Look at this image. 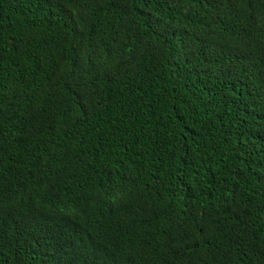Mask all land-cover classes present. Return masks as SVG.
I'll use <instances>...</instances> for the list:
<instances>
[{
	"label": "trees",
	"instance_id": "obj_1",
	"mask_svg": "<svg viewBox=\"0 0 264 264\" xmlns=\"http://www.w3.org/2000/svg\"><path fill=\"white\" fill-rule=\"evenodd\" d=\"M0 264H264V0H0Z\"/></svg>",
	"mask_w": 264,
	"mask_h": 264
}]
</instances>
